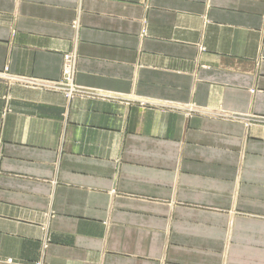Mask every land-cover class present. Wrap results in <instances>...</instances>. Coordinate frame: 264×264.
Instances as JSON below:
<instances>
[{
	"label": "crops",
	"instance_id": "crops-1",
	"mask_svg": "<svg viewBox=\"0 0 264 264\" xmlns=\"http://www.w3.org/2000/svg\"><path fill=\"white\" fill-rule=\"evenodd\" d=\"M0 264H264V0H0Z\"/></svg>",
	"mask_w": 264,
	"mask_h": 264
},
{
	"label": "built area",
	"instance_id": "built-area-1",
	"mask_svg": "<svg viewBox=\"0 0 264 264\" xmlns=\"http://www.w3.org/2000/svg\"><path fill=\"white\" fill-rule=\"evenodd\" d=\"M75 58L71 55L63 57L61 79L50 86L55 92L62 93L65 98L70 99L78 93V87L75 85Z\"/></svg>",
	"mask_w": 264,
	"mask_h": 264
}]
</instances>
